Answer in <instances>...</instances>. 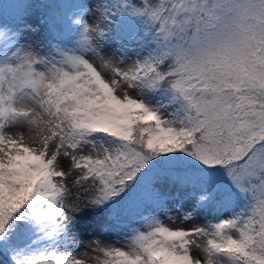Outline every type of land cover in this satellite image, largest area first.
Segmentation results:
<instances>
[{
	"label": "snow or ice",
	"instance_id": "obj_1",
	"mask_svg": "<svg viewBox=\"0 0 264 264\" xmlns=\"http://www.w3.org/2000/svg\"><path fill=\"white\" fill-rule=\"evenodd\" d=\"M0 264H264V0H0Z\"/></svg>",
	"mask_w": 264,
	"mask_h": 264
},
{
	"label": "rangeland",
	"instance_id": "obj_2",
	"mask_svg": "<svg viewBox=\"0 0 264 264\" xmlns=\"http://www.w3.org/2000/svg\"><path fill=\"white\" fill-rule=\"evenodd\" d=\"M28 133H27V130H25V135H27ZM63 168H64V170L65 171H68V169H69V163L65 160L64 162H63ZM75 176H76V173L74 172L71 176H69V178H68V184H69V186H71V184H72V181H73V179L75 178ZM81 207L83 208L84 207V205H83V202H81ZM165 224L167 225V226H170V227H177V226H179V227H185V228H189V227H191L192 225L191 224H183L181 221H179V220H177V222L175 223V224H172V223H170L168 220H166L165 219ZM199 223L201 224V225H203V221H199ZM105 232H106V234H107V236L109 237V239L108 240H106V243H108V244H110V245H112V246H116V247H124V245H123V242H120V243H116L115 241H116V234L114 233V232H109L108 230H105ZM200 243H203V241H199ZM194 254H195V252H194ZM92 255H94V254H92Z\"/></svg>",
	"mask_w": 264,
	"mask_h": 264
}]
</instances>
